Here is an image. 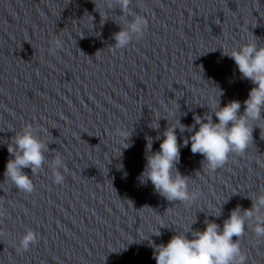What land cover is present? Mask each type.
<instances>
[{
	"label": "clouds",
	"instance_id": "clouds-1",
	"mask_svg": "<svg viewBox=\"0 0 264 264\" xmlns=\"http://www.w3.org/2000/svg\"><path fill=\"white\" fill-rule=\"evenodd\" d=\"M93 2L95 4V0ZM132 2L133 0H103L109 10L115 12L118 8L123 20L122 24L117 23L120 30L113 34L115 41L114 45H111L113 52L128 48L134 40L143 38L148 31L149 24L145 16L130 10ZM97 11L101 18L100 23L103 25L109 19L107 12ZM129 16L131 19L128 18ZM253 37L252 40L240 44L230 52L222 51V55L234 60L242 78L254 85L249 91L248 98L243 102L242 114L241 102L238 100H232L225 106H220V98L224 93L215 86L218 96L209 97V103L199 105L207 106L209 111L203 116H194L192 125L182 124L179 118L176 125L168 123V127L163 132L164 138L156 152L152 151V138H147L146 164L138 179L141 184L150 181L154 190L167 201H179L182 204L191 205L202 196L199 190L190 188L191 177L182 175L177 168L181 149L177 129L180 133H192L184 138L183 146L187 147L190 142L191 153H199L203 156L202 165L209 174L223 168L232 157L244 156L254 142V129L258 127L260 133L264 130L259 123L264 121V41H260L254 35ZM60 48L61 42L54 41V47L49 49V52L55 55ZM81 53L84 54L83 51ZM200 70L203 73L202 66ZM213 114L218 122L213 121ZM197 125L198 130H196ZM150 127L159 129L160 125L157 122L155 126L151 124ZM41 132L47 133L48 130L27 124L21 131H14L15 134L7 143L11 158L6 163L4 181L10 182L17 191L25 194L34 192L32 176L38 173L46 163L52 169L54 183L63 184L65 180L61 171V169L63 172L67 171L63 157L56 154L54 159L48 161L50 143L41 137ZM129 136L124 138L123 148L125 149L130 147V144L125 142ZM156 139L159 140L160 136L158 135ZM24 169H30L31 175H28ZM248 198L252 202L251 208L242 210L237 205L231 210L229 217L223 221L222 227L214 220L206 218L205 229L194 230L192 225L197 222L195 219L185 231L176 232L167 244L157 245L151 242L156 264H247L248 256L241 248V239L246 231L251 229L257 239L264 240V188L248 195ZM5 215L6 209L3 201L0 200V218ZM208 215L219 218L222 215V206L217 214ZM165 227L168 226L163 225L161 228ZM161 234L158 229L153 235L159 237ZM3 235L4 232L0 231V236ZM233 237L236 239L234 240ZM39 239V233L27 228L19 238L16 252L23 254L29 251L39 242Z\"/></svg>",
	"mask_w": 264,
	"mask_h": 264
}]
</instances>
